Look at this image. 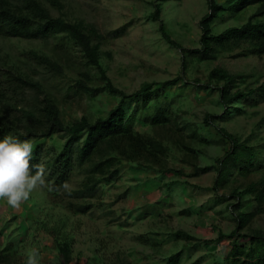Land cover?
<instances>
[{"label":"rangeland","instance_id":"rangeland-1","mask_svg":"<svg viewBox=\"0 0 264 264\" xmlns=\"http://www.w3.org/2000/svg\"><path fill=\"white\" fill-rule=\"evenodd\" d=\"M153 1L62 0L61 11L54 9L52 13L97 28L101 34L100 64L111 83L126 93L144 82L181 78L173 85L153 87L159 104L169 112L168 125L153 126L144 121V116L153 113V105L142 109L139 104L135 117L138 131L160 137L171 134L179 142L169 151V171L122 161L117 166L118 175L109 183H99L93 197L75 199L68 192L80 188L86 174L83 168L75 167L68 188L58 194L48 187L37 188L18 209L0 199V264H27L33 250L38 264H59L55 242L43 230L54 226L73 240L70 264H165L176 252H181L179 264H223L229 239H220L219 233L228 234L236 225L235 213L228 206L236 202L231 197L233 189L241 190L264 175V99L254 101L256 96H250L236 103L240 112H228L219 99L217 86L222 82L212 81L203 88L198 84H208L209 72L220 67L236 76L232 91L264 86V54L240 56L233 50L220 52L215 59L198 58L190 52L199 48L198 22L208 11L207 0L160 2L164 30L185 50L182 52L166 41L158 22L150 18ZM233 1L216 0L224 8L211 24L212 33L240 25L253 13L255 6L229 9ZM3 47L16 60H25L32 50L59 63V72L42 66L38 69L58 98L66 121L104 116L119 100L105 90L90 94L71 89L79 69L90 71L94 79L90 86H102L104 81L96 67L87 63L81 47L64 35L45 41L11 37L3 40ZM136 106L131 101L128 111ZM206 114L214 116L211 125L204 124ZM217 127L258 147L263 167L247 175L232 167L213 190L216 169L196 175L194 171L195 166L216 165V159L228 148ZM66 138L67 134L59 132L30 141L33 147L42 144L49 157L60 151ZM70 202L92 206L85 213H75ZM242 203L240 210L253 211L254 215L241 232H264V203L259 207L251 194H245ZM180 231L191 238H184L177 233Z\"/></svg>","mask_w":264,"mask_h":264},{"label":"trees","instance_id":"trees-1","mask_svg":"<svg viewBox=\"0 0 264 264\" xmlns=\"http://www.w3.org/2000/svg\"><path fill=\"white\" fill-rule=\"evenodd\" d=\"M164 1L167 0L152 2L154 10L150 13V18L158 22L159 31L166 41L184 52L185 50L170 39L164 30L160 19V2ZM207 5V13L198 22L199 48L191 50L190 53L198 55L200 59H215L220 52L233 50H237V55L240 56L264 54V0L233 1L228 5L229 9L238 11L255 6L253 13L242 24L227 27L216 34L212 33L211 24L224 7L216 0H207ZM63 7L62 0H0V139L8 134L29 141L50 137L59 132L67 134L60 151L49 157L48 153L44 152L42 144L34 145L31 164L33 172L37 164L46 166L48 190L54 194L65 189L64 185L71 180L75 167L83 168L86 174L81 187L68 192L75 199L93 197L99 183H109L118 175L117 166L122 161L134 163L136 167L169 171L167 167L169 151L179 145V142L171 134L160 137L138 131L135 128V117L139 104L142 109H148L153 105V113L144 116V121L153 126L168 125L171 120L169 112L159 104L158 94L154 93L153 87L173 85L181 78L144 82L131 93L115 87L100 64L101 34L93 24L85 23L83 20H68L61 14L52 13L54 9L61 11ZM59 35H64L81 47L87 63L96 67L104 81L102 86H90L94 83L90 71L79 69L71 89L90 94L105 90L119 97L118 102L106 115L97 116L93 120L85 116L72 121L64 120L58 98L46 85L43 72L38 69L42 66L59 72V63L52 56L32 50L26 54L25 60L13 59L4 51L3 40L6 38L45 41ZM235 77L225 69L215 67L208 74V84L198 86L203 88L208 87L212 81L222 82L217 86L219 99L223 106L228 108V112L232 109L240 112L236 103L250 96H256L254 101L257 98L264 99L262 85L232 91ZM131 101H135L137 106L128 111ZM213 118V115L206 114L204 124L211 125ZM216 129L228 148L216 159V165L195 166L194 171L196 175L215 168L217 176L213 190L218 189L232 167L241 175L260 171L263 167L259 162L258 147L242 140L224 127ZM186 148L194 156L197 155V151ZM46 157L47 160H44ZM245 194H251L259 207L263 205L264 175L257 181L249 182L241 190L233 189L231 197H235L236 202L228 206L235 213L236 225L228 234L219 233L220 239H229V249L224 256L223 264H264V232L259 230L252 233L241 232L254 215L253 211L240 210ZM69 206L75 213H85L92 205L88 202L74 206L70 202ZM43 230L55 242L58 263L70 264L72 238L58 226L46 227ZM177 233L186 239L191 238L185 232ZM180 257L181 252H176L167 258L165 264H179Z\"/></svg>","mask_w":264,"mask_h":264},{"label":"clouds","instance_id":"clouds-1","mask_svg":"<svg viewBox=\"0 0 264 264\" xmlns=\"http://www.w3.org/2000/svg\"><path fill=\"white\" fill-rule=\"evenodd\" d=\"M32 152L33 144L27 139L20 140L11 134L0 139V199H5L13 209L20 208L37 188L49 187L44 164H37L32 171ZM37 255L33 250L27 264H38Z\"/></svg>","mask_w":264,"mask_h":264}]
</instances>
